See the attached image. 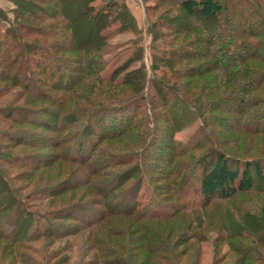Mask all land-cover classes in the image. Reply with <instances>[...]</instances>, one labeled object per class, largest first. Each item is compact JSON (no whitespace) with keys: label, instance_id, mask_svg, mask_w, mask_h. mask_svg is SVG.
I'll return each instance as SVG.
<instances>
[{"label":"trees","instance_id":"obj_1","mask_svg":"<svg viewBox=\"0 0 264 264\" xmlns=\"http://www.w3.org/2000/svg\"><path fill=\"white\" fill-rule=\"evenodd\" d=\"M10 1L0 9V99L11 96L0 105V264H43L30 244L81 235L86 264H201L210 240L212 264H264V204L228 202L264 186L262 3L163 0L198 23L171 51L152 44L148 76L144 63L129 70L140 50L106 74L112 36L138 31L125 1ZM160 28L148 25L154 40Z\"/></svg>","mask_w":264,"mask_h":264},{"label":"rangeland","instance_id":"obj_2","mask_svg":"<svg viewBox=\"0 0 264 264\" xmlns=\"http://www.w3.org/2000/svg\"><path fill=\"white\" fill-rule=\"evenodd\" d=\"M123 1H125L127 7L136 20V27L138 28V31H129L123 33L116 32L112 36L109 41V45L104 52V58L107 61L106 74H110L115 68L122 66L130 58L135 59L136 55H138L137 52L140 50L143 54L142 62L140 61L138 63L132 64L129 70L139 67L142 63H144L149 76L152 74L151 67L154 64L152 58L153 53L151 51L152 44L157 46H166L168 47V50L171 51L170 47L176 44L180 45V41H183L184 39L186 40V38L188 39V28L192 27L193 25H197L196 23L198 22L195 23L193 21H189L179 6L173 1L162 2L163 0H144V4L149 7V10H147L148 12L146 13H144V5L141 0ZM259 1L264 6V0ZM13 7L14 6L10 0H0L1 10L9 12L11 9H13ZM10 16L12 17L11 14ZM157 22H159L161 25H165L166 28H160L158 31L155 30L156 38L154 40L153 36L148 32V25L150 23L153 24ZM217 22L218 21H216V23ZM215 24L212 25L211 22H208V24L203 23L208 33L207 34L206 32H203V34L217 38L216 36L220 33V31ZM234 30V28L231 30L233 34H235ZM180 35H182V37ZM190 36L191 35H189V37ZM166 43L168 44L166 45ZM162 71L163 69L157 71V75H164ZM146 92L148 94L152 92L150 83ZM10 97L11 96H6L3 99H0V105H2L4 101L9 100ZM200 125L201 124L199 121L193 122L185 130L180 131V133L177 134V138L184 143H189V141L194 138V135L196 134ZM262 141H264V136L259 138V143ZM232 146L233 144L227 147L230 148ZM224 149H226V146ZM228 153L236 156H241L242 154L238 150L235 153L228 150ZM209 158L215 159L211 154L209 155ZM143 191H147L146 185H144ZM228 202L230 205H232L231 208H229V211H232V208H242L247 212H252L254 209L257 210V212H260L262 211V205L264 204V186L262 185L260 191L258 192H253L251 194H240ZM53 241L54 240H40L30 244V246L33 247V250H35V248L37 249L35 257H37V259L43 264H86V262L92 258V254H90L86 248L87 246L85 245V239L83 235L75 238H63L59 241ZM202 245L203 256L201 258V264H212L213 248L211 240L205 242ZM227 250L228 248L225 246L224 252Z\"/></svg>","mask_w":264,"mask_h":264},{"label":"crops","instance_id":"obj_3","mask_svg":"<svg viewBox=\"0 0 264 264\" xmlns=\"http://www.w3.org/2000/svg\"><path fill=\"white\" fill-rule=\"evenodd\" d=\"M142 8V7H141Z\"/></svg>","mask_w":264,"mask_h":264}]
</instances>
